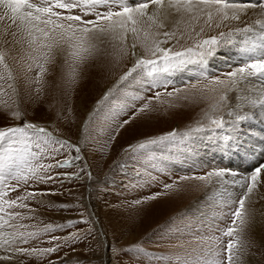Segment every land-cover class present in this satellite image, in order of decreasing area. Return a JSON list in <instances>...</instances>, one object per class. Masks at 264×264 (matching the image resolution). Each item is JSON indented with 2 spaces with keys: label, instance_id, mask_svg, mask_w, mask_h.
Here are the masks:
<instances>
[{
  "label": "rangeland",
  "instance_id": "374dc122",
  "mask_svg": "<svg viewBox=\"0 0 264 264\" xmlns=\"http://www.w3.org/2000/svg\"><path fill=\"white\" fill-rule=\"evenodd\" d=\"M237 2L256 3L257 0ZM5 11L0 8V15H4ZM17 24H13L7 18L0 20V51L8 52V62L17 77L16 91L9 89L0 95V128L19 126L24 122L47 128L54 136L79 145L82 159L74 163L73 167L53 169V175L60 174L58 180L35 186L37 191L55 194L25 201L31 208L37 210L34 214L28 212V209L21 208L9 211L32 216L31 220L21 221L35 225L36 228L27 229L31 231L43 229L49 223L55 227L66 224L69 220L80 219L81 213L92 222L91 225L79 224L77 228L66 227L63 231L42 235L31 245H23V247L35 245L40 248L55 246L62 244L63 241H52L49 244L47 241L51 236L67 237L78 229L92 227V234L87 239L65 245L59 252L49 257L43 259L21 257L26 264H49V261L53 264H226L227 253L224 249L229 239H233L234 242V264H264V186L254 191L250 202H246L247 224L243 226V232L237 229L234 237L230 238L223 235V230L232 223L231 216L226 215L230 209L225 204L224 188L215 181V178L210 182L181 179L186 175L203 176L214 169H236L233 161H228V155L240 161L241 165L246 163L240 151H229L228 154L226 152L218 154L215 151L216 147L226 145L229 138L227 127L218 129L211 125V119L222 117L218 108L215 109L214 118L210 121L204 120L208 114L202 117L203 120L200 119L203 122L202 132L194 131L195 128L190 129V121L179 127L180 118L177 117V112L181 110V103H177L178 99L175 96L182 94L191 97L197 90L183 87L181 92H174L172 96H168L167 92H173V87L166 90L160 88L158 90L163 95L157 101L154 98V91H145L147 87L145 80L150 81L152 78L147 76L146 72L141 73V70H138V73L133 74L135 80L129 77L119 85V95L122 98L144 95L152 99L150 111L156 114L158 111L163 113L157 125L160 127L134 130L135 122H145L137 116L125 128H119L120 122L128 119L134 108H128V115L121 114L118 118L108 119L107 114H104L89 121V113L96 106V102L130 67L127 63H130L131 57L124 60V68L123 66L118 68L110 55V46L101 44L100 48H106L109 54L96 53L93 58L87 60L80 71L78 83L74 86L67 81L68 69L67 66L61 67L62 61L47 65L44 83L37 84L35 77L38 69L27 57L26 33L21 32ZM12 31L18 32L19 42L13 41L10 35ZM5 38L9 41L8 44L2 43ZM227 44L229 42L222 44L219 49ZM182 46L188 45L182 41L176 45V49ZM219 49L215 51L217 56H220L217 53ZM249 60L239 61L235 66ZM29 64H32L31 70ZM94 64L96 70L91 69ZM227 66L208 68L199 63H192L175 72L164 74L163 78L175 87H182L185 81H195L201 72L211 77L223 78L221 73L226 72ZM97 81L101 82L98 91ZM202 81L204 80L200 82ZM38 88L40 91H37ZM207 94L201 92L198 95ZM216 99L214 97V100ZM143 103L144 100L137 101L136 107ZM207 103L196 105L190 101V105H194L192 111ZM220 103V101L215 103L210 110ZM16 111L20 112V119L12 118L11 114ZM220 111L223 114V110ZM171 117H175L174 122ZM85 121L89 122L85 124ZM258 124L251 128L240 123L238 127L241 130L236 139L245 144L257 139L258 135L255 133L264 132V123ZM161 131L163 134L157 135ZM172 132L176 133L174 138L149 146L135 158L125 152L129 144L144 142L149 138L167 137ZM235 135L237 136L236 133ZM113 136L115 139H111ZM36 139L41 140L42 148L51 149V144L45 146L42 138ZM18 147L19 151L11 153L17 158L14 161H10L8 154L0 149V191L6 187L4 181L8 177V166L18 164L19 158L27 154L23 145ZM74 155L75 152L70 153L65 148L63 155H58L56 159L63 160ZM51 162L55 163L54 160ZM261 164H264V154ZM258 165L248 166L238 172L246 173ZM81 168L85 171L81 172ZM88 172H91V179L87 175ZM76 173L82 178H64L65 174L73 176ZM8 183L15 185L16 182L9 180ZM165 185L172 187L165 189ZM26 190L33 189L22 186L18 191L10 192L6 198L16 199ZM153 196L154 199H149ZM62 205L67 207H61ZM0 264L17 262L0 261Z\"/></svg>",
  "mask_w": 264,
  "mask_h": 264
},
{
  "label": "snow or ice",
  "instance_id": "6c2138e0",
  "mask_svg": "<svg viewBox=\"0 0 264 264\" xmlns=\"http://www.w3.org/2000/svg\"><path fill=\"white\" fill-rule=\"evenodd\" d=\"M0 8L6 10L4 15H0V20L7 18L13 24L19 22L17 27L21 32L26 33L27 57L38 69L35 77L37 84L44 83L43 77L48 71L46 66L59 60L62 61L61 67L67 66V81L74 86L78 83L80 71L87 60L93 58L96 53L109 54L106 48H100L101 44L110 46V55L117 65L131 57V66L96 102V106L89 113V121L104 114H107L108 119L118 118L121 114L128 115V108H134L135 111L129 118L119 124V128H125L138 115L151 109L152 99L144 95L123 98L119 95V85L127 81L129 77L135 80L136 77L133 74L138 73V70H141V73L146 72L147 76L152 78L150 81L145 80L147 85L145 91H154V98L157 101L163 95L158 90L160 88L166 90L173 87V92H167L168 96H172L174 92H181L183 87L197 89L199 82L204 80L206 83L199 91L215 95L218 92L235 89L252 77L264 76V46H261L259 58L250 59L242 65L235 66L230 72L221 73V76L226 77L223 79L201 72L200 77L195 81L188 80L182 87H175L163 78L164 74L175 72L188 64L205 65L206 60L214 56L216 49L227 43L235 32L251 31L243 17L247 15L249 9H259L260 14L264 15V0H257L256 3L237 2V0H39V2L0 0ZM240 23L245 24V27H238ZM257 23L260 22L257 21ZM10 35L13 41L19 42L17 31H12ZM182 41L188 46L176 49V45ZM2 43L8 44L9 41L5 38ZM7 56V51H0V95L9 89L16 91L17 77ZM28 67L31 70L32 64ZM37 91L40 89L38 88ZM140 100H144L145 103L136 107V102ZM11 115L13 119L21 117L19 111ZM228 115L232 116V112L229 111ZM245 118L237 116L233 121H227L223 117L211 119V125L218 129L230 127L232 132L237 134L235 138L238 139L241 130L238 125ZM89 121H85V124ZM203 130L198 127L194 131ZM118 132L119 129L117 134ZM175 136L176 133L172 132L167 137L149 138L144 142L137 141L135 144H129L125 152L135 158L149 146ZM37 137L42 138L43 145L51 144V149L42 148L41 140L36 139ZM233 138L230 134L227 143L231 144ZM111 139H115V136ZM34 140L35 143H33ZM18 145H23L27 154L19 158L18 164L8 166V177L4 181L6 187L0 191V261L26 264L21 257L37 259L49 257L59 252L65 245L87 239L92 234V227L78 229L67 237L51 236L47 241L49 244L52 241H63L62 244L55 246L40 248L35 245L31 247H23V245H31L42 235L58 230L63 231L66 227L77 228L79 224L91 225L92 222L85 217L84 213H81L80 219L69 220L66 224L54 227L49 223L43 229L27 230L36 226L21 223V221L31 220L33 217L22 212L9 211V209H28V212L34 214L37 210L31 208L25 201L55 194L37 191L35 186L58 180L60 174L53 175L52 170L73 167L74 163L82 159V156L79 145L54 136L52 131L33 123L24 122L19 126L0 128V149L8 154L10 161L17 159L11 153L20 150ZM65 148L70 153L75 152V155L63 160L56 159L58 155H63ZM53 160L55 163L51 162ZM80 171L84 172L85 169L81 168ZM87 175L91 179V172ZM64 178L81 179L82 177L76 173L73 176L65 174ZM214 178L224 188L225 204L230 209L226 215L232 218L231 225L223 230V235L233 238L234 232L239 229L242 233L243 226L247 224L246 202H250L254 191L264 186V164L243 174L226 168L214 169L203 176L181 177L182 180L195 179L206 182ZM9 180H14L15 185L8 183ZM22 186L33 190H26L16 199L6 198L10 192H16ZM164 187L168 189L172 185ZM154 198V196L149 197V199ZM37 203L42 204L43 201H37ZM61 207H67V205ZM233 248V239H229L224 249L227 253L226 264H234ZM49 264L53 262L49 261Z\"/></svg>",
  "mask_w": 264,
  "mask_h": 264
},
{
  "label": "bare ground",
  "instance_id": "6f19581e",
  "mask_svg": "<svg viewBox=\"0 0 264 264\" xmlns=\"http://www.w3.org/2000/svg\"><path fill=\"white\" fill-rule=\"evenodd\" d=\"M243 19L247 22V27H249L251 31L235 32L229 38L228 40L229 44L225 45V47L221 49L218 48L219 50L217 51V53H219V55L223 57L217 56L215 53L214 56L206 60L205 62L206 67L219 68L222 67L223 65H228L227 66L228 68H226V72H230L233 70V68L239 61L255 59L261 56V46H264V39H262V36H264V27H262V25H264V15L260 14L259 9H255V10L249 9L247 15H245ZM257 21H259L260 23H257ZM233 23L235 24L237 22H233ZM238 27L243 28L245 27V24L240 23L238 24ZM225 31H227V29H225ZM49 65L51 66V64ZM127 66L128 67L131 66V59H130V63H127ZM91 67H92L91 69L93 70L96 68L95 64ZM121 67L122 68L125 67V61H122L121 64H118V68ZM84 78L85 77H83V79ZM261 82H264V76H255L250 78L249 81L246 82L245 84L239 85L237 88L228 90L227 92H218L215 95H210V94L198 95L199 93H201L199 89L203 87V84L206 83V81L199 82L198 87L200 88L195 89L197 90V92L196 94H194L197 97H195L194 95L191 97L190 96L185 97L182 94L180 96L178 95L175 96V98L177 97L178 99L177 103H181L180 105L181 110L180 111L178 110L177 112V117L180 118V119L178 118L179 127H182L184 125L183 124L184 122L190 121L191 123V126L189 127L190 129L193 128L196 129L198 127L199 128L201 127L203 129L202 127L203 122L200 121V119H202V117L205 114H208V116L204 120L210 121L211 118H214L213 114L216 113L215 109L217 108L219 115H221L222 117L224 116L223 118L227 121H233L237 116H244L246 118L241 123H244L245 125H247V127L254 128L257 125H259L258 122L264 123V84ZM100 83L101 82L98 81L96 83L97 91L99 90ZM94 90L95 89H93V91ZM214 97H216L217 99L214 100ZM190 101L195 103L196 105L198 103H207V102L208 103L199 109L197 108L193 110L194 111L193 112L192 106L194 107V105L193 104L190 105ZM219 101L221 103L218 104V106L213 110H210L212 108L211 106H213L215 103ZM173 105L175 106V104ZM220 109L223 110V114L220 111ZM229 111L232 112V116L228 115ZM162 115L163 113L160 111H158L156 114L153 113V111L151 112L150 110L147 111L146 113H143L142 115H138V119L142 118L145 122H141V121L140 123L135 122L133 129L140 130L141 128H145V127L148 128H152L155 126L157 127L159 121L161 120L160 117ZM171 118L173 120L172 122H174L175 117H171ZM164 119L165 116L163 117V120ZM226 132H228L229 135L231 134L234 137L232 139L231 144L226 143V145L223 144L222 146H218L215 148L217 149L215 151H217L218 154L224 152L228 154L227 152L229 151H240L241 156H243L244 159L246 160L245 164L241 165L242 163L240 161H236L237 159L233 158L232 155H228L227 158L229 162L233 161L232 164H234L235 165L234 168H236L234 170L236 171L244 170V168H248V166L251 167V165L254 166L261 164L262 154H264V132H259V133L256 132L255 135H258L257 136L258 138L247 144L238 141L235 138L236 137L235 133L232 132V129L230 127L226 128ZM160 134H163V132L161 131L157 135ZM197 136L198 135H196V137Z\"/></svg>",
  "mask_w": 264,
  "mask_h": 264
}]
</instances>
